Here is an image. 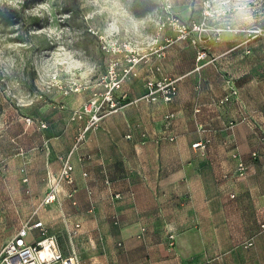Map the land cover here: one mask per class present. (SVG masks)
Masks as SVG:
<instances>
[{
  "label": "rangeland",
  "instance_id": "rangeland-1",
  "mask_svg": "<svg viewBox=\"0 0 264 264\" xmlns=\"http://www.w3.org/2000/svg\"><path fill=\"white\" fill-rule=\"evenodd\" d=\"M129 46L175 97L132 82L71 155L77 204H46L70 112ZM35 220L78 264H264V0H0V251Z\"/></svg>",
  "mask_w": 264,
  "mask_h": 264
},
{
  "label": "built area",
  "instance_id": "built-area-1",
  "mask_svg": "<svg viewBox=\"0 0 264 264\" xmlns=\"http://www.w3.org/2000/svg\"><path fill=\"white\" fill-rule=\"evenodd\" d=\"M173 20V25L176 27V30L181 35L187 36L189 33L187 26L181 23L176 17H173ZM104 48L107 54L111 53L112 50L108 45H105ZM129 61L135 63L137 59L132 57ZM129 72V68L123 69L120 67L119 61L111 60L107 74L100 82L101 88L96 89V87H94L89 102L85 103L81 109H76L73 112V120L85 119L87 121L85 125L80 128L75 137L71 154L62 159L63 163L60 171V181L73 184L74 165L71 162V155L81 149L91 130L97 129L105 117L121 108L122 102L127 96L123 91V83ZM147 85L152 92L157 89V85H160L163 88L166 101H171L177 92L176 85L173 83L164 84L163 82L149 81ZM66 93L69 92L66 91ZM202 144L203 143L200 142L194 146L198 147ZM241 169H245L243 163L241 164ZM59 192L58 189L52 191V193L46 197V204L56 201L60 194ZM48 247L52 251L51 255L43 256V250ZM0 264H78V257L75 254L69 257L63 256L58 251L55 240L49 238L44 221L35 220L24 225L15 237L1 249Z\"/></svg>",
  "mask_w": 264,
  "mask_h": 264
},
{
  "label": "crops",
  "instance_id": "crops-1",
  "mask_svg": "<svg viewBox=\"0 0 264 264\" xmlns=\"http://www.w3.org/2000/svg\"><path fill=\"white\" fill-rule=\"evenodd\" d=\"M169 36H170V34H169ZM168 39V38H167ZM165 43H167L166 42V39H165V42H164V44ZM173 45V44H172ZM162 48V46H161V44H159L156 48ZM128 48V50H129V53L128 54H126V56H130L129 58H132V57H134V58H136L137 59V57H138V54L132 49V48H130V46L129 47H127ZM155 48V52H159V51H157L158 49H156ZM140 55V57H142V60L141 61H138V64L136 63H134L135 65H132L133 63H131V62H129V63H123L124 65H122V68L123 69H125V68H129V67H127V66H129V65H131L130 67L131 68H129L131 71L129 72V74L125 77V79H124V83H123V91H124V93H126L127 94V96H126V99L122 102V106H121V108H119V110L118 111H116V112H113V113H111V114H109L107 117H105L103 120H102V122L100 123V126L97 128V129H93V130H91L89 133H88V137H87V140H86V142L84 143V145L85 144H90L91 142H92V140H93V138H94V136L97 134V132L98 131H100V130H103V129H105V126H107V123H108V121H109V118L110 117H112V116H114V115H117V114H120L121 113V111H122V109L125 107V106H127V105H125V102H126V100L127 99H130L131 98V94H132V89H131V85L133 84L132 82H134V81H137V83H141V85L143 86V88H148V85H146L147 84V81L148 80H152V76H160V79L159 78H157V79H155V80H162L164 77H162L163 75H164V71H165V69H164V67H163V63L161 62V59L160 58H158V55L159 54H153V55H151L150 54V52H147V53H139ZM133 70V71H132ZM131 72H133V73H131ZM150 77V78H149ZM134 78V79H133ZM165 79V78H164ZM138 86H140V85H138ZM147 86V87H146ZM124 103V104H123ZM170 104H172V103H170ZM124 105V106H123ZM76 109H78V107H75L74 108V110H72L71 112H70V122H71V124L73 125V127L75 128V131H74V133H73V139H72V142H71V146L73 147V144H74V140H75V137H76V135L78 134V132H79V130H80V128H82L84 125H85V123H86V121L87 120H73L72 119V115H73V112L76 110ZM127 137L129 138V139H131V140H134V138H135V136L134 135H127ZM83 147V146H82ZM81 147V148H82ZM82 149H80V151L78 152H76V153H74L76 156H79V161H81L82 159H83V151H81ZM73 154V155H74ZM67 154H65V153H63L62 155H60L59 157H58V159H59V164H60V168H62V159L63 158H65V157H67L66 156ZM71 162L73 163V165H74V182H73V184H69V183H64V186H66L67 187V189H68V192L70 191V194H67L66 192H64L63 194L64 195H62V194H59V196H58V199L56 200L57 202H64V201H66V200H68V201H70V202H72V203H74V205H76L77 204V200H78V198H77V195H78V190L75 188V186H77V180H78V174H77V164H76V160H73V158H71ZM84 175H86L87 176V174H84ZM109 182V179H106V183L107 184H109L108 182ZM56 201H54V202H52V204L53 203H56ZM51 204V203H50ZM44 221V220H43ZM45 222V221H44ZM45 224L47 225V223L45 222ZM77 225H78V222L76 223V228H78L77 227ZM78 230V229H77ZM78 257V256H77Z\"/></svg>",
  "mask_w": 264,
  "mask_h": 264
},
{
  "label": "bare ground",
  "instance_id": "bare-ground-1",
  "mask_svg": "<svg viewBox=\"0 0 264 264\" xmlns=\"http://www.w3.org/2000/svg\"><path fill=\"white\" fill-rule=\"evenodd\" d=\"M51 253H52V251L48 247V248H46V249L43 250L42 255L43 256H49V255H51Z\"/></svg>",
  "mask_w": 264,
  "mask_h": 264
}]
</instances>
